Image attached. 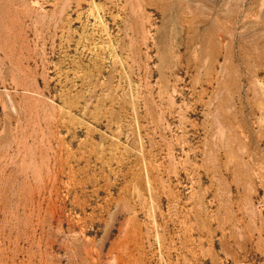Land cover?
Here are the masks:
<instances>
[{
    "label": "rangeland",
    "instance_id": "rangeland-1",
    "mask_svg": "<svg viewBox=\"0 0 264 264\" xmlns=\"http://www.w3.org/2000/svg\"><path fill=\"white\" fill-rule=\"evenodd\" d=\"M0 264H264V0H0Z\"/></svg>",
    "mask_w": 264,
    "mask_h": 264
}]
</instances>
